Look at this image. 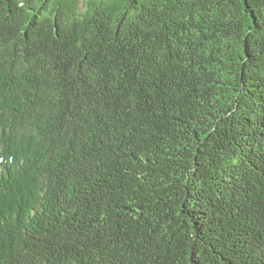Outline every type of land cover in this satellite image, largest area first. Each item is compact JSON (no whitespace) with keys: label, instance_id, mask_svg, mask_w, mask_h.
I'll list each match as a JSON object with an SVG mask.
<instances>
[{"label":"trees","instance_id":"trees-1","mask_svg":"<svg viewBox=\"0 0 264 264\" xmlns=\"http://www.w3.org/2000/svg\"><path fill=\"white\" fill-rule=\"evenodd\" d=\"M0 264H264V0H0Z\"/></svg>","mask_w":264,"mask_h":264}]
</instances>
